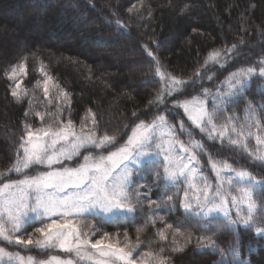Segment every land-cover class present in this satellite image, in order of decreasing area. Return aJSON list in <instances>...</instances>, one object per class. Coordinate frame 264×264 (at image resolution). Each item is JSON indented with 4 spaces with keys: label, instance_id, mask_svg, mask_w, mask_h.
<instances>
[{
    "label": "trees",
    "instance_id": "1",
    "mask_svg": "<svg viewBox=\"0 0 264 264\" xmlns=\"http://www.w3.org/2000/svg\"><path fill=\"white\" fill-rule=\"evenodd\" d=\"M214 52L220 56L210 60ZM13 66L16 79L10 80L6 73ZM262 66L264 0H0V186L20 178L10 169L23 154L19 145L28 126L56 128L70 119L77 134L95 133L97 139L114 136L107 151L126 142L142 121L149 124L164 116L165 123L153 133V150L160 155L152 157L151 168L142 165L133 180L138 178L151 187L152 200L161 192L173 195L171 206L157 208L144 198L136 213L102 221L95 232L92 225L97 218L86 213L74 220L82 238L94 241L105 232L118 233L165 264H221L220 250L238 240L239 260L226 255L224 264H264V233L257 234L254 227L243 224L225 227L223 213L197 215V197L204 203L202 193L206 192L209 200L219 202L215 197L219 187L228 211L233 207L232 197L237 198L235 212L229 211L232 219H237L238 208L242 214L247 212L245 189L264 211ZM248 68L254 69L246 79L250 87L234 103L221 106L215 130L207 125L201 132L180 105L188 102L191 106L196 98L211 110L214 97L228 95L230 83H235L233 74ZM173 78L183 86L174 87ZM17 82L20 88L13 97ZM186 131L196 141L194 159L180 146L186 141ZM221 131L225 136H220ZM169 149L171 159L178 162L183 157L188 166L187 178L180 176L175 183L163 179ZM76 161H81V155ZM224 162L230 167H222ZM240 171L248 172L251 179H240ZM140 190L144 197L145 189ZM185 191L195 211L181 206ZM47 222L33 218L18 234L42 239L35 230ZM206 235L218 249L201 246L200 238ZM0 248L37 257L50 255L49 248L18 245L14 239L12 243L0 239Z\"/></svg>",
    "mask_w": 264,
    "mask_h": 264
},
{
    "label": "snow or ice",
    "instance_id": "2",
    "mask_svg": "<svg viewBox=\"0 0 264 264\" xmlns=\"http://www.w3.org/2000/svg\"><path fill=\"white\" fill-rule=\"evenodd\" d=\"M117 28L118 31L122 29L119 22ZM148 55L151 57L153 53L149 51ZM219 56V52H214L210 54L209 59L217 60ZM20 69L24 71L25 65L21 64ZM16 74L15 66L12 67L10 73H6L10 80H15ZM253 74V68L240 69L234 73L235 83H230L228 95L214 97L211 110L206 107L205 102L196 98H193L191 107L188 102L180 106L183 107L193 124L200 128L201 132L205 130L207 125H211L212 129L215 130L214 120L223 110L221 106L234 103V98L242 94L247 87H250V84L246 83V79ZM259 75L264 77V66L260 68ZM173 81H175L174 87L176 85L183 86L182 82L176 81L175 78ZM19 88L20 83L17 82L12 91L13 97L17 96L16 89ZM44 92L45 95L48 94V81H45ZM207 94V90H205L204 95ZM246 111H250V108ZM37 115L39 116L40 113ZM41 118L43 119V117ZM157 119L161 124L165 123L164 116H158ZM180 127L183 129V123ZM156 128L155 121L147 125L142 121L136 125L132 135L129 136L123 146L114 152H108L107 155L94 156L91 151H88L89 146L95 149L105 148L106 145L114 143L115 137L105 134L97 139L95 133L77 135L70 119L66 123L61 121L60 126L56 128H53L52 125L41 129H33L28 126L19 145L23 155L16 160L10 171L19 173L23 169H29L33 166H46L48 170L42 171L38 175H26L22 180L0 186V238L9 243H12L14 239L16 244L23 246L35 245L39 248L59 246L68 252L75 251L76 255L82 258L90 246L92 249H96L99 257H101L96 261V264H108L103 259L104 257H115L124 264H135L132 259L133 249L129 245L117 247L113 243L107 242L111 239L107 232L95 242L82 238L81 230L74 223V219L82 218L86 213H93L94 217L97 218V224L92 225V231L95 232L98 224L102 221L119 220L136 213L138 208L142 206L144 198L148 199L149 205L157 208L166 204L171 206V202L175 199L173 195L161 192L157 200H152L150 199L151 187L143 185L139 180H133L134 174L140 173L142 165L151 168L153 165L152 157L160 155V151L153 150V141L155 140L153 133ZM232 131H236L235 127ZM220 136H225V131H221ZM44 137H49L50 141L40 143L39 141ZM210 138L215 139L211 136ZM34 139L37 141L36 143L33 142ZM230 143L236 144L237 141L230 140ZM198 146L203 147L202 145ZM181 147L183 148V145ZM157 148H161V146L158 145ZM81 149L88 151V154L83 156L84 163L78 167L64 166V161L72 160L81 155ZM183 150L188 151L187 148H183ZM170 157L171 150L169 149L164 157L166 164L163 170V179L167 183H175L180 176L187 178L185 169L188 166L184 163V158L181 157L177 162ZM194 158L193 156L192 159ZM210 163H212L213 169H217L218 166L215 162L210 161ZM54 165H59V167H54ZM130 165L136 167L133 168ZM221 166L230 167L227 162ZM191 171L192 169L189 168L188 172ZM155 175L158 182L160 172L157 171ZM237 175L240 179H251L250 174L246 171H240ZM228 183L231 184L232 181L229 180ZM18 185L23 186L20 188L21 195H14L11 191L6 195L5 190L16 188ZM141 188L145 189L144 197L141 196ZM24 193H31V196L26 197ZM202 194L205 195V202L201 203L197 197L199 209L197 215L203 213L204 216H208L211 213H223L227 220L225 227L243 224L254 227L257 234L264 233V211L256 207L250 190H244V196L248 200L247 212L242 214L241 209L238 208L237 219L230 217L226 207V198L219 191L216 192V197H220L219 202H216L215 199L209 200L206 192ZM184 196L186 199L181 205L183 209L195 211L187 199V191L184 192ZM232 204H238L235 196L232 197ZM258 212L259 216H257ZM33 218H43L49 221L35 230L42 239L33 240L30 235L24 237L18 234ZM209 223L215 222L210 221ZM168 227L171 228L172 225H168ZM176 231L180 232L181 230L177 228ZM84 236H87V232L84 233ZM161 236L165 238L162 233ZM200 241L203 242L202 247L212 249L219 247L211 236L201 237ZM174 250L182 249L176 248ZM220 255L222 257L221 264H224L223 257L226 255H231L238 261L240 257L239 241L231 244L228 249L220 250ZM3 256H7L10 262L15 260L16 264H72L71 260H62L57 256H52L47 261L36 260L32 256L25 258L19 253H9L4 248H0V257ZM87 258L91 259L90 256ZM159 264H165L164 260L161 259ZM240 264H247V262L241 261Z\"/></svg>",
    "mask_w": 264,
    "mask_h": 264
},
{
    "label": "rangeland",
    "instance_id": "3",
    "mask_svg": "<svg viewBox=\"0 0 264 264\" xmlns=\"http://www.w3.org/2000/svg\"><path fill=\"white\" fill-rule=\"evenodd\" d=\"M155 122H156L157 126L160 125V121L159 120H157ZM152 123L153 122H151L149 124H152ZM189 134H190V131H186V141H182V144H180V146L183 145V148H187L188 151H186V152L191 157H193L194 156V147H195L196 141H195L194 138H190ZM77 135H83V134L81 133V134H77ZM45 141H50V138L49 137H44L39 142L40 143H44ZM33 142L36 143L37 141L34 139ZM126 142L116 146L115 148H110L107 151H105V148H106L107 145L105 146V148H101V149L91 148V149H88V151H91L94 156L107 155L108 152L116 151L118 148L123 146ZM58 147H59V145H58ZM90 147L91 146H89V148ZM183 148H182V150H183ZM88 151H85V149H81V161L80 162L76 161V157H77L76 156L72 160L64 161V166H66V167H78L80 164H83L84 163L83 156L87 155ZM54 167H59V165H54ZM45 170H48L46 168V166H33V167L29 168V169H23L21 172H19V173L17 172L18 174H20V178L17 181L24 179L26 175H28V176L38 175L40 172L45 171ZM137 180H138V178H137ZM21 187H23V186L18 185L16 188H13V189H10V190H5V193L7 195V193L9 191H11L14 195H21V193H20V188ZM217 191L221 192L223 197L226 198L225 194L223 193V191L221 190L220 187L216 190V192ZM140 192H141V190H140ZM24 195L26 197H30L31 193H24ZM141 196H142V192H141ZM215 197H216V194H215ZM216 198H219V200H220V197H216ZM235 210H236V205H233V207L229 208L230 212H235ZM78 222H80V220L77 221V223ZM102 236H103V234H101L100 237L97 238V239H94L92 237L93 240H94L92 242H95L96 240L100 239ZM157 236H159V233H157ZM110 237H111V239L109 241H107V242L113 243L117 247H124L125 245H129L133 249V251H132V259L134 260L135 264H159V261H160L159 258L155 257L152 254L148 255L147 253H145L142 250H140L139 247L133 246V244L131 242H129L126 238L122 239L121 237H119L118 233L110 235ZM0 239H3V238H0ZM48 248L50 249L49 250L50 251V255L48 257H37V256H33L32 254H26V255L20 254V253L19 254L21 256L25 257V258L28 257V256H32L36 260H44V261H47L52 256H57V257L61 258L62 260H71L72 264H80V263H83V264H96V261L101 259V257H99V255H98L97 250L96 249H92L90 246H88L87 251L84 254L83 258L81 256H77L75 251L68 252V251H65V250L61 249L59 246L48 247ZM125 250L127 251L128 249L126 248ZM6 252H8V251H6ZM9 253H11V252H9ZM89 256L91 257V259L87 258ZM103 259L106 260L108 262V264H124V262L119 261L115 257H111V258L104 257ZM0 264H16V261L13 260V261L10 262L9 258L7 256H3V257H0Z\"/></svg>",
    "mask_w": 264,
    "mask_h": 264
}]
</instances>
